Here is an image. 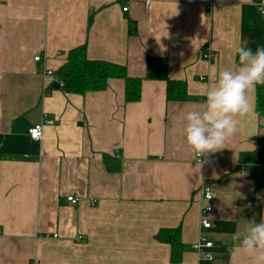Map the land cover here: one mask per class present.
<instances>
[{
  "label": "crops",
  "instance_id": "crops-1",
  "mask_svg": "<svg viewBox=\"0 0 264 264\" xmlns=\"http://www.w3.org/2000/svg\"><path fill=\"white\" fill-rule=\"evenodd\" d=\"M150 3L0 0V264H251L233 236L264 221V188L254 189L250 171L264 166L256 88L236 133L203 164L183 129L185 114L202 111L219 73L234 67L239 42L264 47V0ZM82 45L87 59L141 77L140 99L125 100L119 77L84 94L56 87L68 53ZM207 49L211 61L201 57ZM149 57L167 58L168 76L186 82V100L168 101L166 81L144 77ZM45 119L53 123L31 140L29 129ZM206 184L210 202L200 192ZM205 204L214 208L209 229L199 223ZM168 227L181 229L178 263L157 238ZM201 233L213 242L212 260L192 249Z\"/></svg>",
  "mask_w": 264,
  "mask_h": 264
},
{
  "label": "clouds",
  "instance_id": "clouds-1",
  "mask_svg": "<svg viewBox=\"0 0 264 264\" xmlns=\"http://www.w3.org/2000/svg\"><path fill=\"white\" fill-rule=\"evenodd\" d=\"M247 45L246 39L239 42L233 54L234 67L219 73L215 87L206 92L203 110H190L184 116V140L193 159L223 148L237 131L235 117L251 110L248 91L264 84V47L253 52ZM233 240L237 242L235 252L248 256L251 264H264V221L250 220Z\"/></svg>",
  "mask_w": 264,
  "mask_h": 264
},
{
  "label": "trees",
  "instance_id": "trees-1",
  "mask_svg": "<svg viewBox=\"0 0 264 264\" xmlns=\"http://www.w3.org/2000/svg\"><path fill=\"white\" fill-rule=\"evenodd\" d=\"M238 59V58H237ZM239 62V60H237ZM146 79L166 81V99L168 101L186 100L188 90L186 82L181 79H171L168 76V61L166 57H149L147 59ZM67 71L59 76L62 88L68 93L84 94L85 92L104 90L110 78L125 79V100L134 102L141 96V77H128L125 65L114 64L108 61L87 59L85 45L73 48L68 53ZM57 82V84H58ZM255 112L264 117V84L255 87ZM119 168V167H118ZM116 168L117 170H119ZM112 170V169H111ZM250 171L255 179L256 190L264 188V166L254 164ZM180 227L160 228L157 238L170 245V260L173 263L181 262L183 258V243Z\"/></svg>",
  "mask_w": 264,
  "mask_h": 264
},
{
  "label": "built area",
  "instance_id": "built-area-1",
  "mask_svg": "<svg viewBox=\"0 0 264 264\" xmlns=\"http://www.w3.org/2000/svg\"><path fill=\"white\" fill-rule=\"evenodd\" d=\"M144 1L146 3V7L149 8L150 4H151L150 0H144ZM127 9H128L127 7H123V11H127ZM258 10H259L260 14L264 15V12L261 11V7H259ZM201 57L204 60H210L211 61L215 58V53L213 52V50L207 49L206 52L203 53ZM41 59H42V57L38 56V55L36 57H34V60H36V61H41ZM44 75L46 77H52L54 75V71L53 70H46L44 72ZM201 79H203V77H201ZM58 85L62 86L63 85L62 81H59ZM46 123L52 124L53 120L45 119L42 122L34 123L28 131L29 138L31 140H34V141H40L42 134H43V127H44V124H46ZM196 161L200 164H203L204 163L203 156L197 157ZM241 168L242 169L246 168V164H242ZM200 192L203 194V199L206 202H210L211 199H213V197L215 196V192H214L213 188L208 184L204 185L201 188ZM66 198L73 205L78 204L79 199H80L78 197H74L71 195L67 196ZM213 210H214V208L210 204H205L202 206L201 215L199 218V223L201 225V228L209 229L212 227L213 222L210 221L209 215L212 214ZM54 236H57V234H54ZM78 239H80V236L78 237ZM212 246H213V242L211 240H209L208 237H206L203 233H201L198 236V240L192 244V249L194 252L200 253V255L202 257H204L205 259L212 260L213 254H212V252L207 250V249L211 248Z\"/></svg>",
  "mask_w": 264,
  "mask_h": 264
},
{
  "label": "water",
  "instance_id": "water-1",
  "mask_svg": "<svg viewBox=\"0 0 264 264\" xmlns=\"http://www.w3.org/2000/svg\"><path fill=\"white\" fill-rule=\"evenodd\" d=\"M59 86L58 84L56 85V87Z\"/></svg>",
  "mask_w": 264,
  "mask_h": 264
}]
</instances>
